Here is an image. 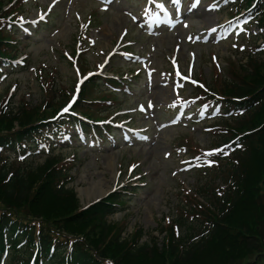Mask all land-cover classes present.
Masks as SVG:
<instances>
[{
	"label": "rangeland",
	"instance_id": "rangeland-1",
	"mask_svg": "<svg viewBox=\"0 0 264 264\" xmlns=\"http://www.w3.org/2000/svg\"><path fill=\"white\" fill-rule=\"evenodd\" d=\"M7 1L4 0L5 3ZM215 1L201 0L199 7L193 8L196 11L191 14V20H185L171 29L160 25L157 33L153 34L144 33L140 27L142 21L138 19L140 13L137 12L146 10L144 0H118L116 3L106 0H56L54 4L52 0H28L20 5L19 9H24L25 14L22 19L34 21L35 17L49 13L50 20L47 24L42 22L38 29L28 25L27 28H32L30 37L24 30L17 33L20 52L17 60L27 57V64L24 68L16 64L13 70L5 71L0 78L1 95L16 92L11 106H17L23 97L34 107L50 100L45 90L40 91L39 82L41 80L43 86L46 84L42 80L52 82L47 70L54 72V100L64 98L66 89L79 81V71L81 74L87 72L86 75L118 72L124 75L121 78L125 77L132 83L130 96L117 97L103 88L105 84L88 85L83 94L88 100L95 101L97 97L104 96L112 100V104L98 107L94 102L89 104L94 110L87 113L98 119L96 109L99 108L103 110L99 116L126 123L140 134L132 136L127 142L125 133L117 131L110 137V140L118 139L117 144L107 142L103 147L91 142L80 143L77 139L52 144L53 147L65 145L62 149L55 148L54 153L59 152V155L71 159L69 174L72 178L68 187L76 194V204L45 191L42 202L34 203L38 215L66 216L78 205L127 186L136 189V193H124L123 202L118 211L109 216V220L121 227H124L123 223L128 224L122 231L124 236L130 237L135 227H139L143 231L140 242L156 237L160 245L166 237L165 231L161 230L165 227L162 218L175 217L184 198L186 202V196L194 198L196 190L211 181L214 188L218 186L220 196L224 194L222 190L230 176L228 171L217 172L216 168L223 161L215 167L207 166L210 164L205 157L192 153L198 147L210 149L217 146L222 135H227L228 128L234 125L230 119L198 120L200 110L192 104L199 91H195L193 81L223 94L224 82L245 74L243 67L248 65V56L262 57L255 47L260 40H257L258 34L264 31V17L260 18V26L257 27L250 20L251 24L246 25L240 37L231 33L221 40L207 39L205 34L215 37L224 25L234 23L235 27H239L243 21L228 17L236 5H229L228 10L223 12ZM150 17L153 22L156 14ZM201 29L208 32L197 35ZM78 35L84 38L82 43ZM236 36L239 39L235 42ZM77 50L81 52L77 65H73L72 55ZM38 73L47 76L41 79ZM61 90L65 92L60 93ZM182 103L186 113L177 124H172L175 110ZM108 156L112 159L111 166L106 161ZM32 157L30 161L35 167L46 161L41 153ZM204 167L208 169L203 171ZM253 169L252 165L249 170L254 172L256 169ZM91 180L103 183L102 194L98 191L83 193ZM233 236L227 242H234ZM110 251L117 257L121 254V248ZM238 252L237 247L226 246L218 253L223 256L219 259L215 255L216 250L204 251L192 264H220L224 258L235 256ZM236 260H242V257H236ZM132 261L133 264H160L158 260L151 261L140 255ZM166 261L164 264H183L174 259ZM259 264H264V259Z\"/></svg>",
	"mask_w": 264,
	"mask_h": 264
},
{
	"label": "trees",
	"instance_id": "trees-1",
	"mask_svg": "<svg viewBox=\"0 0 264 264\" xmlns=\"http://www.w3.org/2000/svg\"><path fill=\"white\" fill-rule=\"evenodd\" d=\"M1 4L0 17L4 15ZM3 32L0 27V64L4 56L10 57L9 50L13 47ZM247 62L244 76L224 82L222 92L227 97L238 98L236 104H242L246 112L230 117L234 126L220 140L241 136L240 145H233L235 153L228 162L227 189L220 197L203 189L205 211L194 212L189 206L187 214L198 217L189 220L187 215H177L173 221L180 227L177 237L172 225L161 227L166 237L160 245L156 237L140 242L142 229L124 237L121 225L108 219L117 211L116 197L107 200L110 203L102 201L86 209L78 205L66 216H40L34 203L42 202L45 191L76 204L74 190L63 184L67 176V170L60 166L63 158L50 154L43 164L35 167L31 161L9 160L0 151V260L6 255V264H28L31 250L36 247L37 256L32 264H105L106 258L115 264H133L137 255L158 260L160 264L173 259L192 264L200 253L208 250H216L215 255L220 259L223 256L218 253L233 245L239 249V256L231 255L220 264H259L264 259V54L261 58L248 56ZM225 102L227 109L234 105ZM45 106L41 110L22 101L15 110L4 111L0 107V147L9 148L18 141L33 138L41 121L56 108L51 101ZM251 164L253 171L256 169L254 172L249 170ZM34 221L40 222V227ZM232 235L234 242H227ZM5 239L8 250L3 247ZM116 248H121L119 257L110 251Z\"/></svg>",
	"mask_w": 264,
	"mask_h": 264
},
{
	"label": "bare ground",
	"instance_id": "bare-ground-1",
	"mask_svg": "<svg viewBox=\"0 0 264 264\" xmlns=\"http://www.w3.org/2000/svg\"><path fill=\"white\" fill-rule=\"evenodd\" d=\"M107 164L111 166L112 159L111 157H107ZM103 183L98 181L91 180L89 187L83 190V193L89 194L90 192L93 191H98V194H102L104 192V189L102 188Z\"/></svg>",
	"mask_w": 264,
	"mask_h": 264
},
{
	"label": "snow or ice",
	"instance_id": "snow-or-ice-1",
	"mask_svg": "<svg viewBox=\"0 0 264 264\" xmlns=\"http://www.w3.org/2000/svg\"><path fill=\"white\" fill-rule=\"evenodd\" d=\"M56 2V0H52V3L54 4ZM199 3V0H196V2L192 5V7L194 8V7H196V5ZM161 7H162V5H160ZM44 17L41 15L40 16V19H43ZM35 21H33V23H34ZM213 31H214V29H213ZM177 75H179V72H177ZM185 79H188V77H185ZM193 83H196L195 81H193ZM149 106H151V105H149ZM68 110V108L66 107L65 109H64V111H67ZM213 151H216V150H213ZM209 155H211V153H209ZM21 159H23V157H21ZM133 167H135V166H133Z\"/></svg>",
	"mask_w": 264,
	"mask_h": 264
}]
</instances>
